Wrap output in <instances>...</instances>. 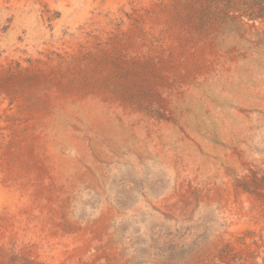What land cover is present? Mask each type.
I'll return each mask as SVG.
<instances>
[{"label": "rangeland", "instance_id": "obj_1", "mask_svg": "<svg viewBox=\"0 0 264 264\" xmlns=\"http://www.w3.org/2000/svg\"><path fill=\"white\" fill-rule=\"evenodd\" d=\"M88 116L170 135L175 176ZM156 263L264 264V0H0V264Z\"/></svg>", "mask_w": 264, "mask_h": 264}, {"label": "bare ground", "instance_id": "obj_2", "mask_svg": "<svg viewBox=\"0 0 264 264\" xmlns=\"http://www.w3.org/2000/svg\"><path fill=\"white\" fill-rule=\"evenodd\" d=\"M79 117H80L79 115L73 114L72 115V120L74 122L75 121H79L80 120ZM81 117H82V115H81ZM88 118H89L88 119L89 125L87 127L86 132H85L86 136L84 134V137L87 139L88 142L91 141V142H95L96 144H97V140L100 139V161L111 160L113 155H119L120 154L119 153L120 150H122V152H127V150H128L127 153H133L139 160H144L148 156H157L159 158L160 163L162 165H164L166 168H168L169 171H171L172 175L175 176V172L176 171H174L175 170L174 161L176 162V159L173 157V155L176 158H177V155H175L176 153L174 154L173 151H170L172 148H175V147H171V142L173 140L170 139V135L167 136L165 133L162 134L159 131L158 132L155 131L154 129L151 130V132H147V131L144 130V128L142 126H138V125H134V126L129 125V126H127L125 128V126H122L121 124H117L116 126H113L110 122H108L107 120H105L103 118H100L99 120L96 119V118H93L92 116H90V117L88 116ZM82 119L83 118H81V120ZM161 131H163V130H161ZM178 141H180V140H178ZM88 142H86L85 139L81 136L80 139H79L78 144H76L75 150L80 155L79 162H78L79 167L83 166V165H86L88 163H93L99 157V155L96 152L91 151ZM179 149H177V150H179ZM171 156L174 159L173 162H172ZM184 166L187 167V165H184ZM180 175H181V173H180ZM85 177H86V175L84 173H82V172L81 173H77L76 183L80 184ZM90 181H91V185L93 186L94 185V181H92V180H90ZM183 186H185L184 183L180 187H183ZM72 187H73V185H72ZM177 187H179V186H177ZM186 189H185V191H187ZM175 194H177V193H175ZM170 195H171V193H170ZM173 196H175V195H173ZM170 198H172V197H170ZM175 198L173 197V199H172L171 207H170V205H168L167 207L159 206V205H157L158 203L156 204L157 206L155 204H154V206H156V207L159 206L160 210H162V211L170 209L169 216L170 217H174V219L175 218L179 219V218H183V217H186L188 215L193 214L192 211L197 206H203V207L209 208V207L215 206L216 203H217V199H216L215 195L210 194L209 196L204 197V195L202 196V194H201V196L200 195L196 196L195 198H193L191 200V202L186 203L187 204L186 205V210L184 212V211H182L181 206H180L181 201H178V202L176 201V200H182V199L179 198V197L177 199H175ZM166 202H164V203H166ZM173 202H175V203H173ZM168 203L170 204V202H168ZM206 210H208V209H206ZM163 213H165V212H163ZM189 218H190V216H189ZM222 220L224 221L225 219L222 218Z\"/></svg>", "mask_w": 264, "mask_h": 264}]
</instances>
